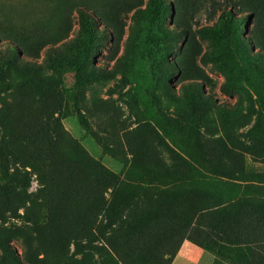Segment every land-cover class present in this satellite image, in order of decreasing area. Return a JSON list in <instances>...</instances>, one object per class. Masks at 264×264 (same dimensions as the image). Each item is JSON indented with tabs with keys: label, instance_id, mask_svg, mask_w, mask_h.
I'll return each mask as SVG.
<instances>
[{
	"label": "rangeland",
	"instance_id": "rangeland-1",
	"mask_svg": "<svg viewBox=\"0 0 264 264\" xmlns=\"http://www.w3.org/2000/svg\"><path fill=\"white\" fill-rule=\"evenodd\" d=\"M146 1L0 0V264H264V0Z\"/></svg>",
	"mask_w": 264,
	"mask_h": 264
},
{
	"label": "trees",
	"instance_id": "trees-1",
	"mask_svg": "<svg viewBox=\"0 0 264 264\" xmlns=\"http://www.w3.org/2000/svg\"><path fill=\"white\" fill-rule=\"evenodd\" d=\"M166 8V3L165 0H147L146 4L142 8H137L135 13H137V16L139 18L141 17H149L150 20H154L158 18L161 13L165 10ZM80 20L82 21L83 25L87 24V20H91V18L86 15L84 12H80ZM246 25V19L244 17H239V18H234V14L232 11H222L221 14L218 16L217 23L210 27V28H200L199 32L203 35H208V34H218L222 31H225L226 36L230 40H238V32L242 26ZM85 46L84 42L77 36L76 38L66 42V47L68 49H82ZM254 179H259L255 178ZM249 178L247 181H250ZM252 180V181H253ZM261 180V179H259ZM248 191L252 192L254 191L255 193H260L262 191V187L258 184V182L251 183V182H246L245 186ZM255 189V190H254ZM235 204V203H234ZM116 202H113L112 208L116 209ZM237 205L235 204V207ZM233 205H222L219 208V211L221 212L222 218L221 220H217V222L211 224V226H208V232L212 233V235L215 237L216 242L221 240L220 238L224 235V232L221 230L222 226L226 222H231L236 220V217H234V214H232L231 209H233ZM228 225V224H227ZM190 240L193 243L199 244L200 246H203L202 242H198L197 239L191 237ZM38 251V249H36ZM39 253H36L34 255L35 260L33 262L37 263L40 262L44 259V256L39 257ZM174 256V255H173Z\"/></svg>",
	"mask_w": 264,
	"mask_h": 264
},
{
	"label": "crops",
	"instance_id": "crops-1",
	"mask_svg": "<svg viewBox=\"0 0 264 264\" xmlns=\"http://www.w3.org/2000/svg\"><path fill=\"white\" fill-rule=\"evenodd\" d=\"M186 250L189 252L191 249L188 246H186L185 247V250L180 251L177 254V256L175 257V260H174V263L173 264H176V263L177 264H195V263H192L191 261H189V260L186 259L185 254H187V253L184 254V252Z\"/></svg>",
	"mask_w": 264,
	"mask_h": 264
}]
</instances>
